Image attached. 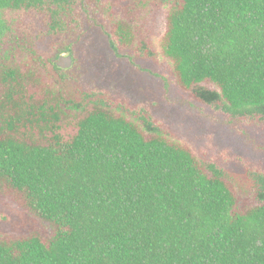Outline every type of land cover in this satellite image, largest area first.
Instances as JSON below:
<instances>
[{
	"label": "trees",
	"instance_id": "obj_1",
	"mask_svg": "<svg viewBox=\"0 0 264 264\" xmlns=\"http://www.w3.org/2000/svg\"><path fill=\"white\" fill-rule=\"evenodd\" d=\"M159 1L161 52L179 89L264 120V0ZM95 5L84 26L80 0H0V191L46 225L0 229V264H264V167L235 175L199 157L52 58L83 37L94 44L92 22L110 49L135 48L127 8L108 29ZM26 29L38 31L28 46ZM39 33L56 44L50 53ZM25 51L36 64L18 62Z\"/></svg>",
	"mask_w": 264,
	"mask_h": 264
},
{
	"label": "rangeland",
	"instance_id": "obj_2",
	"mask_svg": "<svg viewBox=\"0 0 264 264\" xmlns=\"http://www.w3.org/2000/svg\"><path fill=\"white\" fill-rule=\"evenodd\" d=\"M141 2L146 6L139 11ZM93 3V0H80L84 26L88 18L86 15L90 17L88 5H95ZM95 8L97 17L108 24V29L116 18H126L121 15L128 11L129 18L136 25L135 48L110 49L106 37L99 32L101 26L92 22L89 38L95 40L94 44L88 45V37H83L79 47L74 46V52L63 50L57 55L53 53L55 62L60 55L70 54L72 59L73 55L76 57L75 65L73 59L70 67L62 69L73 67L79 77L74 70L73 74L85 88H99L98 90L106 92L113 100H120L132 109L143 110L161 128L168 130L172 139L190 147L199 157L216 161L235 175L245 171L249 165L264 167V120L230 117L221 110L195 101L179 89L172 73L171 62L161 52L167 5L159 0H97ZM36 32L38 31L30 34L26 29L19 36L26 37L23 41L28 46L31 43L29 39H35ZM43 33H39L37 44L50 53L56 44L53 41L42 43ZM62 38L69 39V32L63 34ZM54 39L55 42L62 41L56 37ZM142 39L154 50L153 58L147 59L137 51L138 41ZM19 57L18 62L28 60L30 64L35 63L28 51L19 52ZM44 75L50 76L49 72H44ZM133 120L137 121L135 118ZM44 227L46 225L42 220L11 202L0 191L1 230L6 233H21L28 230L42 231Z\"/></svg>",
	"mask_w": 264,
	"mask_h": 264
},
{
	"label": "water",
	"instance_id": "obj_3",
	"mask_svg": "<svg viewBox=\"0 0 264 264\" xmlns=\"http://www.w3.org/2000/svg\"><path fill=\"white\" fill-rule=\"evenodd\" d=\"M72 56L70 54L68 55H60L58 57V60L56 61V64L61 68H68L72 64Z\"/></svg>",
	"mask_w": 264,
	"mask_h": 264
}]
</instances>
